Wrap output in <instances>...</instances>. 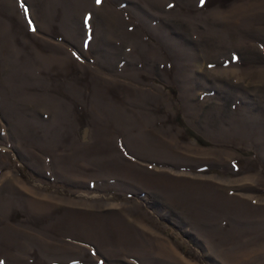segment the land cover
I'll list each match as a JSON object with an SVG mask.
<instances>
[{"label":"rangeland","instance_id":"374dc122","mask_svg":"<svg viewBox=\"0 0 264 264\" xmlns=\"http://www.w3.org/2000/svg\"><path fill=\"white\" fill-rule=\"evenodd\" d=\"M0 262L264 264V0H0Z\"/></svg>","mask_w":264,"mask_h":264},{"label":"snow or ice","instance_id":"6c2138e0","mask_svg":"<svg viewBox=\"0 0 264 264\" xmlns=\"http://www.w3.org/2000/svg\"><path fill=\"white\" fill-rule=\"evenodd\" d=\"M96 2H97V4H99V3H101V0H96ZM203 2H204V0H201V3H203ZM24 11H25V14L27 15L28 9L26 7L24 8ZM85 22L87 23V21H85ZM29 23H31V21ZM0 264H2V262H0Z\"/></svg>","mask_w":264,"mask_h":264}]
</instances>
